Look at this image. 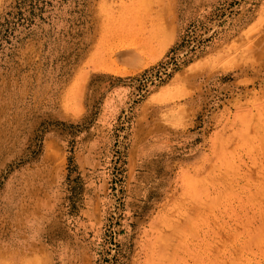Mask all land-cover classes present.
Segmentation results:
<instances>
[{"label":"rangeland","instance_id":"374dc122","mask_svg":"<svg viewBox=\"0 0 264 264\" xmlns=\"http://www.w3.org/2000/svg\"><path fill=\"white\" fill-rule=\"evenodd\" d=\"M0 264H264V0H0Z\"/></svg>","mask_w":264,"mask_h":264}]
</instances>
